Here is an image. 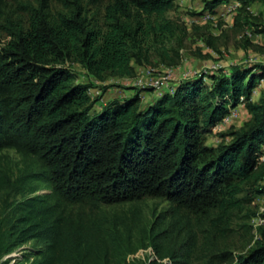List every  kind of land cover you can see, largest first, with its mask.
I'll return each mask as SVG.
<instances>
[{
	"label": "trees",
	"instance_id": "16d2710c",
	"mask_svg": "<svg viewBox=\"0 0 264 264\" xmlns=\"http://www.w3.org/2000/svg\"><path fill=\"white\" fill-rule=\"evenodd\" d=\"M8 1L0 0V16ZM21 1L27 20L8 28L10 41L0 49V192L15 184L2 155L14 150L38 166L20 180L48 184L52 194L19 203L10 218L0 216V259L35 240L42 251L31 264H126L151 247L160 263L149 264H189L197 237L184 219H196L210 244L264 195V64L191 76L174 95L138 89L95 112L97 87L77 83L73 65L100 82L135 77L153 47L186 35L184 24L166 17L177 0H105L102 24L88 19L83 0ZM55 1L66 11L54 14ZM230 1L208 0L203 12ZM238 2L234 25L242 28L251 5L264 0ZM157 54L166 67L180 59L178 51ZM142 93L153 95L144 108ZM242 103L250 120L221 135L228 143L208 145L206 137ZM145 198L166 201L171 213L144 231L149 244L120 236L106 218L69 210ZM221 254L234 262L229 252ZM234 263L264 264V233Z\"/></svg>",
	"mask_w": 264,
	"mask_h": 264
},
{
	"label": "rangeland",
	"instance_id": "374dc122",
	"mask_svg": "<svg viewBox=\"0 0 264 264\" xmlns=\"http://www.w3.org/2000/svg\"><path fill=\"white\" fill-rule=\"evenodd\" d=\"M206 1L208 0L176 1L174 9L168 12L166 17L171 21L184 24L187 28L186 35L182 37L181 34H177L174 38L166 39L163 44L153 47L149 52L150 63L146 66H136V73H141L145 67L155 68L162 64L157 54L158 49L160 51L166 49L170 55L178 51L180 59L174 68L185 71L198 72L211 64H223L224 69L206 76L226 73L237 66L253 67L264 64V3L256 2L251 5L249 20L242 28L235 27L233 19H221L216 26L202 24L197 25L199 29H195L193 27L195 25L190 26L188 20L196 16L194 14L203 12ZM22 4L21 0H9L0 16V49H3L10 41L8 28H11L12 24L27 20L26 13L21 7ZM83 4L88 19L102 24L107 2L105 0H83ZM52 11L56 14L66 9L62 3L55 1L52 3ZM73 70L78 77L77 83L84 85L90 83L97 87L95 95L100 96L101 99L94 107L95 112H99L115 99L116 90L122 91L125 98H131L139 91L129 88L124 79L109 77L105 82H100L90 77L79 65H73ZM180 78L181 76L177 75L176 80L179 81ZM123 96L118 99H122ZM152 98V94L142 93L140 107L144 108ZM245 110V108L242 109L239 119L233 125L220 133L209 134L206 137L207 144L218 146L221 143H228L229 140L222 138L221 135L237 131L247 122L249 117ZM2 155L5 157L7 169L12 174L15 184L12 188L0 192V216L10 218L19 203L32 197L51 195L52 188L48 184L29 181L30 178L20 180L23 174L38 171V166L34 161L24 159L14 150H5ZM69 210L73 214L106 218L110 222L108 226H115L122 237L131 236L136 245H140L144 240L145 244H149L144 231L150 229L160 218L168 220L171 214L170 206L166 201L153 198H145L137 203L102 206L100 209H93L90 204L85 203L70 207ZM262 214H264V195L244 207L243 212L234 218L231 229L225 236L212 237V243L215 246L207 243L205 239L209 233L204 232L205 228L199 229L196 219H184L185 229H191L197 237V246L189 264H235V261L262 241L264 227H255V220ZM41 251L42 244L33 240L0 259V264H31L38 258ZM222 251L229 252L234 262L224 261L221 258ZM153 261L160 263L155 250L151 247L128 256L126 264H149ZM163 263L168 264L169 260Z\"/></svg>",
	"mask_w": 264,
	"mask_h": 264
},
{
	"label": "built area",
	"instance_id": "2783aa9c",
	"mask_svg": "<svg viewBox=\"0 0 264 264\" xmlns=\"http://www.w3.org/2000/svg\"><path fill=\"white\" fill-rule=\"evenodd\" d=\"M240 7L241 5L238 1L232 0L216 8L214 13L205 11L202 12L201 15L199 16H194L192 18H189L188 20L189 25L192 26V25L208 24V25L216 26V24L221 19L234 20V17L236 16ZM222 69H224V66L221 63L205 66L203 67V70L198 72L185 71V70H181L180 68H174V67H166L165 65L161 64L155 68L145 67L141 71V73L140 72L136 73L135 77L126 78L124 79V81L126 82V85L129 88L132 89L136 88V89H141L143 91H150L155 96H160L162 94L174 95L178 83L181 80H185L191 76L199 75V74H201L204 77L207 74H212L213 72H217ZM177 75L181 76L179 81L176 80ZM262 82L263 81H261V83ZM256 94L257 92H254V95ZM125 97L126 96H123V98ZM241 100L243 102V98ZM241 108L242 109L245 108L244 103L240 104L236 108H231L228 115L223 119V121L213 129V132L220 133L224 131L225 128H228L231 125H233V123L236 122L240 117ZM261 159L264 160V157ZM262 226H264V218L258 217L255 220V227L259 228Z\"/></svg>",
	"mask_w": 264,
	"mask_h": 264
},
{
	"label": "crops",
	"instance_id": "0c3cea01",
	"mask_svg": "<svg viewBox=\"0 0 264 264\" xmlns=\"http://www.w3.org/2000/svg\"><path fill=\"white\" fill-rule=\"evenodd\" d=\"M123 80V79H122ZM261 88H262V86H261ZM259 94L260 93H257L255 96H254V100H257L258 99V97H259ZM123 96V94H122V91H118V90H116V92H115V98H119V97H122ZM241 111H242V109H241ZM246 111V110H245ZM247 117H249L248 118V120L247 121H249L250 120V116H249V114L247 113ZM209 145V144H208Z\"/></svg>",
	"mask_w": 264,
	"mask_h": 264
}]
</instances>
